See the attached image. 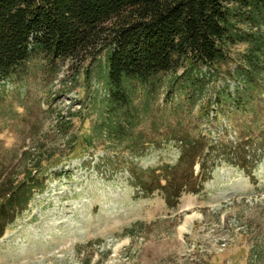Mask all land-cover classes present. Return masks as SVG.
Here are the masks:
<instances>
[{
  "label": "rangeland",
  "instance_id": "1",
  "mask_svg": "<svg viewBox=\"0 0 264 264\" xmlns=\"http://www.w3.org/2000/svg\"><path fill=\"white\" fill-rule=\"evenodd\" d=\"M244 48L237 46L232 56ZM80 66L92 71L91 82L76 76ZM95 70L91 61L65 60L53 73L36 59L20 81L5 86L0 100L4 174L22 171L23 154L38 144L63 150L60 128L70 134L90 129L98 114L83 124L71 116L84 112L90 98L105 96ZM224 82L234 94L237 82L225 75L218 86ZM205 101L191 114L184 105L181 113L172 102L166 107L161 95L141 126L155 141L141 156L98 146L81 160L49 169L46 192L0 238V264H264V83L240 94L241 111L216 114L213 105L210 119L201 121L197 116ZM179 116L185 120L178 130L194 136L209 132L232 161L221 156L200 193L184 194L169 207L159 192L138 193L128 164L143 170L177 164L180 144L165 138L167 124L174 127Z\"/></svg>",
  "mask_w": 264,
  "mask_h": 264
},
{
  "label": "trees",
  "instance_id": "2",
  "mask_svg": "<svg viewBox=\"0 0 264 264\" xmlns=\"http://www.w3.org/2000/svg\"><path fill=\"white\" fill-rule=\"evenodd\" d=\"M240 45L245 48L234 58ZM36 59L53 73L60 61L93 62L105 96L90 98L84 112L71 116L83 124L98 114L88 131L59 129L63 150L38 144L23 154L22 171L15 174H4L0 165V238L46 192L49 169L81 160L98 146L143 155L155 141L141 126L161 95L166 107L172 102L183 113L190 106V114L206 99L198 111L201 121L210 119L213 105L216 114L241 111L240 94L264 83V0H0V100L5 86ZM91 73L80 66L76 76L91 82ZM225 75L238 84L234 94L228 83L218 86ZM184 120L167 124L165 143L180 144L177 164L146 170L128 164L138 193L159 192L169 207L184 194L200 193L226 154L209 132L178 130ZM151 123L156 131L157 121Z\"/></svg>",
  "mask_w": 264,
  "mask_h": 264
}]
</instances>
